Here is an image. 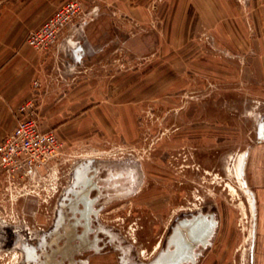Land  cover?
I'll use <instances>...</instances> for the list:
<instances>
[{"label": "rangeland", "instance_id": "1", "mask_svg": "<svg viewBox=\"0 0 264 264\" xmlns=\"http://www.w3.org/2000/svg\"><path fill=\"white\" fill-rule=\"evenodd\" d=\"M63 1L0 0V51ZM82 1L98 44L65 65L46 51L33 99L61 148L41 180H0V264H33L27 247L50 230L74 166L90 156H134L144 170L141 190L108 210L128 212L132 200L148 212L160 200L169 226L184 206L210 207L219 224L200 264H264V0ZM116 222L134 260L160 250ZM115 261L112 252L96 264Z\"/></svg>", "mask_w": 264, "mask_h": 264}, {"label": "flooded vegetation", "instance_id": "2", "mask_svg": "<svg viewBox=\"0 0 264 264\" xmlns=\"http://www.w3.org/2000/svg\"><path fill=\"white\" fill-rule=\"evenodd\" d=\"M259 139L264 140L260 137ZM134 162L142 166L134 156H90L83 158L74 166L72 181L66 193L69 196L68 201L72 204L76 203L77 207L73 208L74 205L71 207L69 218L63 222L65 226L58 223L57 209L50 230H45L42 233L38 245L30 246V248H36L37 252L40 253V260L46 261L55 250L58 253L50 256V258L51 261L54 258L56 264H96L98 257L114 252L116 254L115 264H123L124 258L127 257L121 249L122 245H125L122 242L124 238L119 232L120 229H115V224L120 222H111L122 218V221L126 224H136L139 228L137 234L140 238H134L135 241L140 240L141 245L145 244L147 248L154 247L156 249V246H158L161 247L159 249H162L169 244L174 227L180 217L189 212L204 210L201 208L193 210L191 206H184L183 208L188 209V211L176 216L169 226L168 222L165 224L166 218H168V207L160 211L161 206L163 207L160 200L147 199L148 202H151L149 207L153 209L149 210V213L144 210L145 208H142L143 203L146 204L147 201L138 204L130 200L131 204L128 212L124 211L127 207L124 210H120L119 207L116 210H108L107 208L111 205L135 195L144 185V170L142 169L139 182ZM185 166H188V164H185ZM156 183L159 182L155 179L151 180L149 182L150 188H153ZM180 183L183 185L187 182L180 181ZM79 190L82 191L81 194ZM207 210H211L210 207ZM124 212L127 213L126 216H116L117 213L121 215ZM75 223L74 230L68 227ZM55 230L59 231L55 232ZM214 237L215 235L207 246H203L201 243L198 244L195 251L200 252V254L195 255V260L188 259L183 264H200L206 250L213 245ZM158 240L159 242L154 245ZM161 241H163V244L160 246ZM153 258L140 261L148 262ZM98 262L107 263V261L101 260Z\"/></svg>", "mask_w": 264, "mask_h": 264}, {"label": "built area", "instance_id": "3", "mask_svg": "<svg viewBox=\"0 0 264 264\" xmlns=\"http://www.w3.org/2000/svg\"><path fill=\"white\" fill-rule=\"evenodd\" d=\"M87 15L82 0H65L28 32L26 43L38 51H48L76 21L87 22ZM34 84L39 85V81ZM35 101L32 98L17 108L15 126L0 140V180L4 183L27 187L30 180H41L50 174L59 155L61 143L54 131L43 128Z\"/></svg>", "mask_w": 264, "mask_h": 264}, {"label": "crops", "instance_id": "4", "mask_svg": "<svg viewBox=\"0 0 264 264\" xmlns=\"http://www.w3.org/2000/svg\"><path fill=\"white\" fill-rule=\"evenodd\" d=\"M58 6L59 4L56 8ZM53 11L48 12L39 23L31 27L25 37L16 35L7 39L6 36V49L0 51V140L15 126L17 108L33 98L34 80L37 79L40 67L48 59L44 57L46 51H38L26 43L27 34L31 29L39 26ZM18 29L6 25V34L16 33ZM90 33L91 30H86L79 20L76 21L63 31L54 46L56 47L54 56L50 55V61L60 60L65 65L74 57L80 59L90 55L94 49L93 43L98 44L91 39ZM98 38L100 41L101 37ZM61 52L65 57L59 56Z\"/></svg>", "mask_w": 264, "mask_h": 264}, {"label": "water", "instance_id": "5", "mask_svg": "<svg viewBox=\"0 0 264 264\" xmlns=\"http://www.w3.org/2000/svg\"><path fill=\"white\" fill-rule=\"evenodd\" d=\"M259 137L264 138V122L261 123V131ZM135 170L137 179L140 182L142 176V169L140 165ZM79 192L80 194L82 193L81 190H79ZM68 200L69 196L66 193L59 204L58 221L60 225H63L65 219L69 218L71 207L73 205V208L77 207L76 203L72 204ZM218 224V215L213 210H197L186 213L182 217H180V219H178V222L176 223L170 237L169 244H167L166 247L160 249L156 256L150 261L142 262L134 260L133 256L129 255V251L131 249L130 245H122L121 249L127 256L126 258H124L123 264H183V262L188 259L195 260V255L200 254V252L195 251V248L200 243L203 246H207L210 243L211 238L216 233ZM68 227H71L74 230V228L76 227V223L71 224ZM101 228L103 229V227ZM58 231L59 230H55V232ZM107 232L110 233V231L108 230ZM27 249L30 258H32L33 260V264H56V260L54 258L49 262L40 260V253L37 252L36 248L27 247ZM57 253L58 251L53 250L50 256H54Z\"/></svg>", "mask_w": 264, "mask_h": 264}, {"label": "bare ground", "instance_id": "6", "mask_svg": "<svg viewBox=\"0 0 264 264\" xmlns=\"http://www.w3.org/2000/svg\"><path fill=\"white\" fill-rule=\"evenodd\" d=\"M261 122V121H260ZM91 162V161H90ZM89 162V163H90ZM246 162H247V155H245L244 156V158H243V161H242V163H240V169H241V172L243 173V171H244V168H245V165H246ZM82 163V162H81ZM89 166V165H88ZM136 168H137V166H136ZM83 175V174H82ZM72 178V177H71ZM86 180V179H85ZM72 180H70V182H71ZM77 184V183H76ZM83 184V183H82ZM72 189H74V188H72ZM71 189V190H72ZM66 192V191H65ZM69 194V193H68ZM123 194H125V193H123ZM58 200H59V198H58ZM58 202V201H57ZM252 202H253V200H252ZM254 203V202H253ZM255 204V203H254ZM59 205V204H58ZM56 217V216H55ZM55 220V219H54ZM59 223V222H58ZM256 228H257V226H256ZM255 228V229H256ZM43 235V234H42ZM41 236V235H40ZM41 240V239H40ZM22 242V241H21ZM20 242V243H21ZM19 243V242H18ZM27 243V242H26ZM25 244V243H24ZM20 245V244H19ZM20 247V246H19ZM23 247V246H22ZM26 247V246H25ZM26 251H27V249H26Z\"/></svg>", "mask_w": 264, "mask_h": 264}]
</instances>
